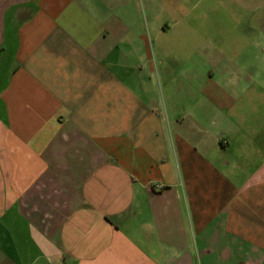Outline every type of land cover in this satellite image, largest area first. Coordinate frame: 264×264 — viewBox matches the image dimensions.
<instances>
[{
    "label": "crops",
    "instance_id": "1",
    "mask_svg": "<svg viewBox=\"0 0 264 264\" xmlns=\"http://www.w3.org/2000/svg\"><path fill=\"white\" fill-rule=\"evenodd\" d=\"M260 65L264 0H0V264H264Z\"/></svg>",
    "mask_w": 264,
    "mask_h": 264
},
{
    "label": "rangeland",
    "instance_id": "2",
    "mask_svg": "<svg viewBox=\"0 0 264 264\" xmlns=\"http://www.w3.org/2000/svg\"><path fill=\"white\" fill-rule=\"evenodd\" d=\"M227 23V22H226ZM242 29H244L245 30V28H243L242 27ZM249 56H247V57H245V58H236V59H234V60H229L230 61V63H233L234 65V67H244V66H249V63L248 62H250V64L253 62V61H256V60H249V58H248ZM258 62H259V60H258ZM264 65H260V67H263ZM258 67V66H257ZM260 67H258V70H259V75L257 76V78H259V79H264V75L262 74V73H264L263 71H260V69H263L264 70V68H260Z\"/></svg>",
    "mask_w": 264,
    "mask_h": 264
}]
</instances>
